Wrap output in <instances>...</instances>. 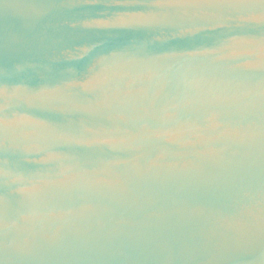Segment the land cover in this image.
<instances>
[{"label": "water", "instance_id": "95a60500", "mask_svg": "<svg viewBox=\"0 0 264 264\" xmlns=\"http://www.w3.org/2000/svg\"><path fill=\"white\" fill-rule=\"evenodd\" d=\"M0 264H264V0H0Z\"/></svg>", "mask_w": 264, "mask_h": 264}]
</instances>
